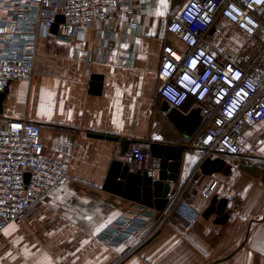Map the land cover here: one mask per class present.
<instances>
[{"label":"crops","instance_id":"0c3cea01","mask_svg":"<svg viewBox=\"0 0 264 264\" xmlns=\"http://www.w3.org/2000/svg\"><path fill=\"white\" fill-rule=\"evenodd\" d=\"M154 1L144 16L135 9L138 29H127L126 18L120 16L99 38L89 25L71 43L37 40L31 79L7 84L0 101V128L10 119L39 125L43 156L65 163L69 181L22 222L2 229L0 264H264L263 122L245 132L248 146L243 155L221 158L228 173L194 172L195 156L183 151L178 179L167 183L168 193L200 213L196 221L173 215L140 246L152 222L116 247L97 238L137 205L102 190L111 163H127L139 173L151 167L150 177L157 180L148 143L186 145L201 126L197 114V124L184 139L166 118L171 106L157 96L164 46L180 54L187 51L167 32V24L189 0ZM226 28L229 32L223 37ZM211 35L214 46L228 55L246 42L244 34L220 17ZM106 40L116 46L107 53L102 47ZM92 76L101 78L97 93L90 87ZM178 111L188 114L196 109L189 100ZM137 151L146 155L143 166L131 158ZM213 180L218 181L216 191L202 196L200 191ZM227 192L236 200L235 210L226 207L228 220L218 225L214 214L203 218L211 198H223Z\"/></svg>","mask_w":264,"mask_h":264},{"label":"built area","instance_id":"2783aa9c","mask_svg":"<svg viewBox=\"0 0 264 264\" xmlns=\"http://www.w3.org/2000/svg\"><path fill=\"white\" fill-rule=\"evenodd\" d=\"M154 5V0H0V93L11 81L31 79L37 40L71 43L89 25L99 38L120 16L126 18L127 29H138L135 9L144 16ZM218 17L247 38L233 55L214 46L211 31ZM167 32L187 51L180 54L164 46L157 96L177 110L190 100L198 111L201 126L186 147L195 156L194 172L199 173L206 159L243 155L248 146L245 132L264 123V0H189L169 19ZM113 43L104 41L106 53L116 47ZM40 134L39 125L23 119H10L0 128V232L9 223L22 222L69 181L65 163L43 156ZM131 158L143 166L146 155L137 151ZM144 171L152 175L151 169ZM217 186L213 180L200 194L209 197ZM223 198L235 210L234 196L227 192ZM166 199L162 211L140 204L130 208L98 240L116 247L152 222L140 246L173 215L189 222L200 218L178 196L167 193Z\"/></svg>","mask_w":264,"mask_h":264},{"label":"water","instance_id":"95a60500","mask_svg":"<svg viewBox=\"0 0 264 264\" xmlns=\"http://www.w3.org/2000/svg\"><path fill=\"white\" fill-rule=\"evenodd\" d=\"M57 21H62V17L58 16ZM52 32H56L55 25L52 28ZM100 80L99 76H92L90 78V87L95 93L100 90ZM3 97L4 92L0 93V101ZM165 111L166 118L174 127L182 132L184 139H188L198 122V111L196 110L188 114H183L177 109L166 108ZM89 136L116 140V138L98 134H89ZM186 149L187 147L184 144L170 145L160 142H150L148 143V150L158 167L157 180H153L147 171L142 173L134 172L131 170L129 164L113 161L108 170L102 190L130 202L161 211L168 202L166 195L170 187L167 183L177 181L181 156ZM148 169H151V167ZM229 171L230 169L226 166V162L221 158L214 160L206 159L199 167V174L204 176H211L221 172L228 173ZM165 182L166 184H164ZM226 207V200L214 195L210 200V205L202 213V217L208 219L210 215L214 214V223L223 225L229 218L228 213L225 211Z\"/></svg>","mask_w":264,"mask_h":264},{"label":"rangeland","instance_id":"374dc122","mask_svg":"<svg viewBox=\"0 0 264 264\" xmlns=\"http://www.w3.org/2000/svg\"><path fill=\"white\" fill-rule=\"evenodd\" d=\"M220 18H222V17H220ZM224 19V18H223ZM225 20V19H224ZM226 21V20H225ZM228 24H230L229 22H228ZM231 25V24H230ZM228 32H229V29L228 28H226L224 31H223V37H226L227 36V34H228ZM246 40H247V38H246Z\"/></svg>","mask_w":264,"mask_h":264}]
</instances>
